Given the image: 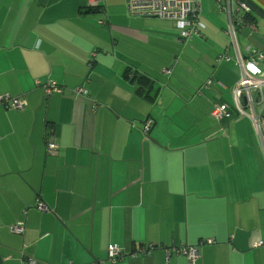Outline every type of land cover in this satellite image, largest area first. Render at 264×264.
Wrapping results in <instances>:
<instances>
[{
	"label": "crops",
	"instance_id": "obj_1",
	"mask_svg": "<svg viewBox=\"0 0 264 264\" xmlns=\"http://www.w3.org/2000/svg\"><path fill=\"white\" fill-rule=\"evenodd\" d=\"M201 1L206 27L185 41L127 0H0V94L25 104H0V264H264V145L249 116L211 115L235 106L238 56L264 53V0H240L256 32L239 27L237 47L227 0ZM182 247L202 258L168 257Z\"/></svg>",
	"mask_w": 264,
	"mask_h": 264
},
{
	"label": "built area",
	"instance_id": "obj_2",
	"mask_svg": "<svg viewBox=\"0 0 264 264\" xmlns=\"http://www.w3.org/2000/svg\"><path fill=\"white\" fill-rule=\"evenodd\" d=\"M95 2L94 0H91ZM222 2V0H217ZM230 1L227 0V5L223 8L228 16V27L225 33L232 37L233 44L237 47V30L239 27L248 26L256 32V27L250 22L253 16L251 7L243 1L234 0L237 2V8H231ZM128 15L135 18H159L174 23L179 31L182 40H190L196 36H200L205 29V24L201 20L202 1L201 0H127ZM230 60V57L221 56L218 61ZM264 60V53L255 49L248 52L247 56H238V64L241 67V78L233 88L235 96V106L230 107L228 104H216L211 115L217 120H229L236 114H246L251 117L256 126L257 133L264 145V72L260 69V64ZM170 73V71H169ZM206 87L212 85V81H208ZM59 88L54 83H50L45 87V95L49 96L53 92H59ZM77 98H87V91L77 89L73 92ZM8 96L0 94V104L7 107L23 109L25 104L22 100H9ZM248 109L252 115H248ZM152 121L146 123V133L152 127ZM48 143V151L54 152L56 146ZM25 223H18L12 227V232L16 234L25 233ZM212 243V241H209ZM264 247V241L257 242L255 248ZM157 246L150 244L140 253L150 252L156 249ZM168 257L170 254L185 256L194 263L200 258L201 250L199 247H182L167 250ZM126 252L118 246H110L108 250L109 261L116 262L126 257ZM134 255H136L134 253ZM22 264H41V262L33 259H24ZM44 264V263H43Z\"/></svg>",
	"mask_w": 264,
	"mask_h": 264
},
{
	"label": "water",
	"instance_id": "obj_3",
	"mask_svg": "<svg viewBox=\"0 0 264 264\" xmlns=\"http://www.w3.org/2000/svg\"><path fill=\"white\" fill-rule=\"evenodd\" d=\"M177 79V76H176ZM182 85V89L180 92L187 93L190 89L194 88L192 81H189L185 78V80L180 81ZM94 111V102L88 101L87 105V131L85 134V146L93 148L94 143V129H95V117L93 114ZM94 264H104L101 261L94 260Z\"/></svg>",
	"mask_w": 264,
	"mask_h": 264
},
{
	"label": "rangeland",
	"instance_id": "obj_4",
	"mask_svg": "<svg viewBox=\"0 0 264 264\" xmlns=\"http://www.w3.org/2000/svg\"><path fill=\"white\" fill-rule=\"evenodd\" d=\"M203 1H206V0H203ZM215 12V11H214ZM213 12V13H214ZM157 21V20H156ZM158 21H160V20H158ZM162 22V21H161ZM240 39V44H241V46L242 47H245L246 46V42H245V37H240L239 38ZM261 67L262 68H264V62L263 63H261ZM237 116L236 117H239V116H241V118L243 117V116H247L246 114H236ZM248 115H252V112H251V110L250 109H248ZM235 117V118H236ZM251 118V117H250Z\"/></svg>",
	"mask_w": 264,
	"mask_h": 264
},
{
	"label": "trees",
	"instance_id": "obj_5",
	"mask_svg": "<svg viewBox=\"0 0 264 264\" xmlns=\"http://www.w3.org/2000/svg\"><path fill=\"white\" fill-rule=\"evenodd\" d=\"M100 9L99 6H93V7H89L87 10L88 11H98Z\"/></svg>",
	"mask_w": 264,
	"mask_h": 264
}]
</instances>
